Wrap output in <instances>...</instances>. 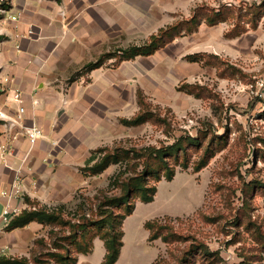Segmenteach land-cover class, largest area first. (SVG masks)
Listing matches in <instances>:
<instances>
[{
    "label": "rangeland",
    "instance_id": "rangeland-1",
    "mask_svg": "<svg viewBox=\"0 0 264 264\" xmlns=\"http://www.w3.org/2000/svg\"><path fill=\"white\" fill-rule=\"evenodd\" d=\"M118 5L111 10L115 18L103 19L96 35V60H103L96 85L87 74L81 82L96 92L95 107L83 114H88L87 127L76 125L59 142L73 159L65 165L63 201L47 208L61 212L67 225H49L28 264H60L55 254L67 248L76 257L80 245L70 224L86 217L95 227L104 214V198L120 193L117 181L131 174L126 161L98 174L90 169L103 148L161 147L182 135L200 140V146L188 148L189 168L178 165L172 181L150 180L158 195L139 211L168 226L162 232L169 242L159 239L156 264H264V249L248 229L253 222L264 230V0H126ZM173 26L178 28L152 54L121 59V49L149 43L152 35ZM83 71L77 68L69 78L76 82ZM140 98L156 119L129 125L126 120L141 109ZM209 143L216 153L195 171ZM124 208L116 207L115 214L121 216ZM64 236L70 237L59 240ZM140 244L144 257L156 255L155 245Z\"/></svg>",
    "mask_w": 264,
    "mask_h": 264
},
{
    "label": "crops",
    "instance_id": "crops-1",
    "mask_svg": "<svg viewBox=\"0 0 264 264\" xmlns=\"http://www.w3.org/2000/svg\"><path fill=\"white\" fill-rule=\"evenodd\" d=\"M125 1L12 0L11 7L22 15L17 22H0L4 31L0 36V76L9 74L12 78L4 83L9 89L0 94V109L10 114L16 112L18 102L11 89L19 88L25 100L24 123L40 125L45 136L32 146L22 135L13 142L11 154L0 152V201H4L1 192L11 187L18 173L28 188L27 197L40 206L49 208L63 201L68 182L65 165L73 158L65 154L67 146L59 142L63 132L87 123L83 118L88 114H83L96 105V92L81 83L89 76L90 85L95 86L96 68L77 72L81 77L76 82L69 75L96 61V35L102 30L101 22L115 18L111 10ZM31 27L34 34L29 36ZM92 116L95 117L94 111ZM86 127L82 126V130ZM6 141L7 137L0 132V143ZM33 182H37V187ZM157 195L158 191L155 198ZM152 202L137 201L133 213L124 219L123 246L114 264H153L158 259L162 242L150 240L145 226L156 217L139 215L141 207ZM47 229L37 221L12 230L0 223V257L29 258L37 239L45 237ZM140 243L155 245L156 255L145 258ZM105 254V242L97 237L91 251L78 255L76 264H102Z\"/></svg>",
    "mask_w": 264,
    "mask_h": 264
},
{
    "label": "trees",
    "instance_id": "trees-1",
    "mask_svg": "<svg viewBox=\"0 0 264 264\" xmlns=\"http://www.w3.org/2000/svg\"><path fill=\"white\" fill-rule=\"evenodd\" d=\"M209 17L210 16L207 17L208 21L210 23L213 22L214 18ZM177 28L178 26H173L166 31L163 30L159 35H152L151 41L144 45H133L129 48L121 49V59L129 60L137 55L152 54L156 49L163 45L164 37L171 35ZM102 64L103 60L101 59L91 61L84 67V70L91 71L95 68L101 67ZM140 103V111L129 120H126L129 125L137 126L156 119V114L152 110L147 108L145 109L146 102L143 98H140ZM159 120L163 121L162 119ZM198 145L200 146L199 137L182 135L172 144L161 147L149 145L142 148L116 147L112 150L107 147L103 148V155L90 168L94 174L101 173L111 164L123 161L128 163L127 167L130 169L131 174L125 178H120L117 181L120 187V193L118 195L110 197L107 196L104 198V202L100 204L101 211L104 214L99 219L95 227H93L94 224L87 223L88 221L86 217L79 219L77 224H70V226L74 227V237L72 238L78 242V245H80L78 255L80 253H87L91 251L94 239L99 237L104 240L106 246V254L102 264H114L118 260L123 246L124 219L133 213L137 201L148 203L155 199L157 185L150 184V180H155L156 182H160L163 178L169 181L173 180L176 174V167L178 165H182L184 168H189L190 166L191 159L189 157L188 148ZM211 147L212 144L209 143V146L205 148L199 160L194 163L195 171L203 169L215 155L216 152ZM140 167H142V170H139ZM257 190L258 188H256V191ZM26 201L32 206V200L27 196ZM38 206H40L39 203L36 205V208H31L29 210H27L28 208L24 209L5 227L6 230L25 227L33 221L40 222L45 226H49L51 224L67 225V222L62 219L61 212L57 213L54 211L51 213L50 211L52 210H49L46 206H41L40 208H38ZM116 207H125L121 216L115 214L114 210ZM107 209L111 210H108L107 212ZM116 219L117 222L120 221L119 223L121 224V228L119 229L117 227L118 224L116 223ZM160 219L161 218L156 217L146 222L145 226L150 233L149 239H161L163 242H169V236H164L162 232V230L167 229L168 226L160 224ZM248 229L252 231L255 241L264 249V230L262 227L257 223L252 222L248 226ZM88 231L94 232L90 234L91 232ZM78 233H81L82 236L80 237ZM68 237L70 236H64V238L61 237L59 240L66 239ZM42 241L43 240L40 238L37 239L36 243L39 244ZM65 252V254L63 252L55 254V256L59 258L61 262L60 264H76L78 261V255L71 258L69 256L68 248ZM156 263L157 260L153 264ZM0 264H28V262L26 257L8 258L6 256H1Z\"/></svg>",
    "mask_w": 264,
    "mask_h": 264
},
{
    "label": "built area",
    "instance_id": "built-area-1",
    "mask_svg": "<svg viewBox=\"0 0 264 264\" xmlns=\"http://www.w3.org/2000/svg\"><path fill=\"white\" fill-rule=\"evenodd\" d=\"M12 0H0V22H17L22 12L14 11L11 7ZM4 34V31L0 28V36ZM34 34V29L31 27L28 30V35L32 36ZM12 78L9 74L0 76V94H5L8 89L4 83H9ZM13 99L18 102V107L14 114H10L2 109H0V132L2 135L7 137L5 143H0V152L3 155L11 154L13 151V142L17 140L20 136L24 135L33 146L40 139L45 136V131L40 125L33 123L27 125L24 123V117L26 113V107L24 105V94L19 88H12ZM33 186L37 187V182H33ZM29 191L26 187L23 178L20 173L17 174L11 187L2 191L1 195L4 198L2 212L0 214V223L6 227L12 219L19 215L25 208H36V206H31L26 201V196ZM25 204L23 208L20 204Z\"/></svg>",
    "mask_w": 264,
    "mask_h": 264
},
{
    "label": "water",
    "instance_id": "water-1",
    "mask_svg": "<svg viewBox=\"0 0 264 264\" xmlns=\"http://www.w3.org/2000/svg\"><path fill=\"white\" fill-rule=\"evenodd\" d=\"M2 208H3V203H2V201H0V214L2 212Z\"/></svg>",
    "mask_w": 264,
    "mask_h": 264
}]
</instances>
